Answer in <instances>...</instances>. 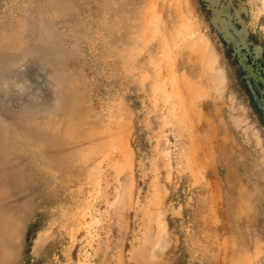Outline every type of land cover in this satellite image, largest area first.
Segmentation results:
<instances>
[{
	"label": "rangeland",
	"instance_id": "rangeland-1",
	"mask_svg": "<svg viewBox=\"0 0 264 264\" xmlns=\"http://www.w3.org/2000/svg\"><path fill=\"white\" fill-rule=\"evenodd\" d=\"M0 264H264V0H0Z\"/></svg>",
	"mask_w": 264,
	"mask_h": 264
},
{
	"label": "bare ground",
	"instance_id": "bare-ground-1",
	"mask_svg": "<svg viewBox=\"0 0 264 264\" xmlns=\"http://www.w3.org/2000/svg\"><path fill=\"white\" fill-rule=\"evenodd\" d=\"M7 128V127H6Z\"/></svg>",
	"mask_w": 264,
	"mask_h": 264
}]
</instances>
